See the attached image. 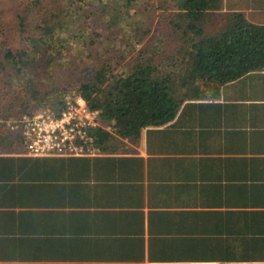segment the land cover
Masks as SVG:
<instances>
[{"label":"crops","instance_id":"obj_1","mask_svg":"<svg viewBox=\"0 0 264 264\" xmlns=\"http://www.w3.org/2000/svg\"><path fill=\"white\" fill-rule=\"evenodd\" d=\"M189 102L96 157L0 149V264H264V71Z\"/></svg>","mask_w":264,"mask_h":264},{"label":"trees","instance_id":"obj_2","mask_svg":"<svg viewBox=\"0 0 264 264\" xmlns=\"http://www.w3.org/2000/svg\"><path fill=\"white\" fill-rule=\"evenodd\" d=\"M15 1L10 19L0 16V69L16 73V87L10 88L0 70V122L50 106L60 113L65 105L54 90L35 83L45 68L56 72L58 67L59 72L65 66L70 41L51 24L60 1ZM159 1L99 2L100 11L114 22L123 39L116 66L120 60L127 61L118 73L112 62L93 71L92 80L77 90L111 127V131L99 130L101 150L115 135L138 138L146 127L207 107L189 101L209 89L218 92L249 73L264 71V25L251 23L242 13H223L224 0H170L172 8ZM156 2L159 14L152 32L148 21L137 15L140 8ZM166 47L172 50L173 65L164 71L157 59ZM63 91L71 89L64 86ZM20 146L21 141L2 126L0 149Z\"/></svg>","mask_w":264,"mask_h":264},{"label":"rangeland","instance_id":"obj_3","mask_svg":"<svg viewBox=\"0 0 264 264\" xmlns=\"http://www.w3.org/2000/svg\"><path fill=\"white\" fill-rule=\"evenodd\" d=\"M59 1L60 4L54 12L55 14L52 15L54 17L51 24L56 25V29L61 28L59 36L70 41L66 43L68 55L64 62L65 66L59 72L58 67L56 72L51 71L50 67L45 68L39 78L40 81L36 80L35 83L42 84L43 89L54 90L60 98L65 99L68 91L66 93L63 91L64 86H69L71 91H77L81 83L92 80L93 71H98L107 63L112 62L115 73H118L126 66L127 61L120 60L119 65L116 66L119 61L117 58L123 51V39L114 22L111 23V19L108 22V18L100 11L99 2H109L110 0H85V2L83 0L86 3L85 5L81 4L82 0L81 2L80 0ZM163 1L169 8H172V6H169L170 0ZM232 1L235 6L240 5V0ZM230 2L231 0H224L223 13H228L224 11V7ZM261 2H264V0H261ZM16 3L15 0H0V16L6 15V19H10V11ZM148 5V7H138L140 13L137 18L147 20L151 26V31L154 32L158 21L157 15L159 14L158 2L151 5L148 3ZM82 25L85 26V29L82 28ZM76 35L78 38H75ZM164 52L165 54L157 61L161 63L162 69L166 71L170 70L173 65L169 57L172 50L166 47ZM5 68L0 69L3 80L9 84L10 88H15L16 73L11 68L4 70ZM53 108L55 109V106L49 107L51 110Z\"/></svg>","mask_w":264,"mask_h":264},{"label":"built area","instance_id":"obj_4","mask_svg":"<svg viewBox=\"0 0 264 264\" xmlns=\"http://www.w3.org/2000/svg\"><path fill=\"white\" fill-rule=\"evenodd\" d=\"M60 113L36 110L0 122L35 158L96 157L102 153L99 130H108L98 110H92L77 91L67 93Z\"/></svg>","mask_w":264,"mask_h":264}]
</instances>
